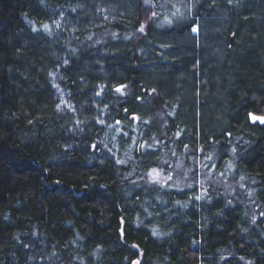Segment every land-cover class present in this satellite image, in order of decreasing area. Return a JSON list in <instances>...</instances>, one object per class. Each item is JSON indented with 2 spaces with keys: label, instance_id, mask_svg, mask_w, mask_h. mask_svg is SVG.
Masks as SVG:
<instances>
[{
  "label": "trees",
  "instance_id": "1",
  "mask_svg": "<svg viewBox=\"0 0 264 264\" xmlns=\"http://www.w3.org/2000/svg\"><path fill=\"white\" fill-rule=\"evenodd\" d=\"M251 116L264 0H0V264H264Z\"/></svg>",
  "mask_w": 264,
  "mask_h": 264
},
{
  "label": "rangeland",
  "instance_id": "2",
  "mask_svg": "<svg viewBox=\"0 0 264 264\" xmlns=\"http://www.w3.org/2000/svg\"><path fill=\"white\" fill-rule=\"evenodd\" d=\"M197 31H195V33H196ZM254 117L256 118V119H254ZM251 121H253V122H261L262 120H264V116H251ZM184 165L185 164H183L182 162H180V161H176V162H174V163H172V166L171 167H174L171 171L169 170V174L168 175H164V173L162 172V169L160 170V169H158V170H156V173H153L151 176L150 175H148L147 177H146V180L147 181H151V182H153V181H155V182H162V181H166L169 177H172V179L171 180H173L174 181V184H177V183H184V184H188L191 180H189L188 178V170L187 169H184L185 167H184ZM176 169H180L181 170V172L180 173H178L180 176H181V178L179 177V175H177V173H176ZM133 264H138V261L136 260Z\"/></svg>",
  "mask_w": 264,
  "mask_h": 264
},
{
  "label": "snow or ice",
  "instance_id": "3",
  "mask_svg": "<svg viewBox=\"0 0 264 264\" xmlns=\"http://www.w3.org/2000/svg\"><path fill=\"white\" fill-rule=\"evenodd\" d=\"M153 15H155V13H153ZM44 27L47 28V25H45ZM139 31H141V32L143 31V26H141ZM193 31H196V29H193ZM123 87H125V86H121L120 88H117L116 91L120 92ZM254 119H256V118L254 117ZM261 122L264 123V120H262ZM117 123H119V121H117ZM93 147H95V145ZM141 147H143V146H141ZM117 163H122V161H117ZM153 173H156L155 169H153L152 172L149 173V175L151 176ZM169 179H171V177H169ZM153 182H155V181H153ZM196 199H200V197H196Z\"/></svg>",
  "mask_w": 264,
  "mask_h": 264
}]
</instances>
